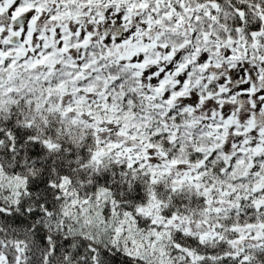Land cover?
I'll list each match as a JSON object with an SVG mask.
<instances>
[{
    "label": "trees",
    "instance_id": "16d2710c",
    "mask_svg": "<svg viewBox=\"0 0 264 264\" xmlns=\"http://www.w3.org/2000/svg\"><path fill=\"white\" fill-rule=\"evenodd\" d=\"M60 2L70 13L80 12L73 0H36L33 6L59 16ZM164 2L160 13L165 27H174L166 15L170 7L186 26L180 34L165 30L162 35L173 47L169 57L184 51L178 76L188 81L179 90L183 94L167 107L162 97L152 98L143 82L127 77L134 74L127 66L125 74L108 71L104 94L116 100L113 112L102 105L103 98L88 100L81 82L66 105L72 110L76 106L72 116L60 106L59 94L69 84L65 72L31 66L24 72L20 68L27 65L16 59L0 63V256L5 264H264V167L256 171L257 161L253 165L247 159L249 152L226 155L222 146L227 127L208 134L183 106L192 96L214 102L231 95L223 103L231 102L235 95L216 72L232 66L234 75L235 62L264 65V0ZM72 44L68 47L75 51ZM182 45L187 48H176ZM82 46V60L73 62L69 77L88 62L90 75L97 76L105 61L101 58L98 64L95 57L99 48L104 50L99 42ZM121 67L109 63L103 68ZM166 87L172 91L171 83ZM86 104L94 105L90 114L99 112L101 121L126 137L121 151L153 148L194 173H154L147 153L140 158L111 153L95 160L102 139H112L104 135L96 140V134L87 133L79 119ZM11 178L21 180L22 187L6 185ZM103 196L109 207L100 200ZM82 208L90 213L99 209L103 215L85 223L79 217ZM171 218L184 225L210 226L213 236L203 240L199 228L192 232L158 223ZM118 227L148 245L129 256L123 249L129 237L115 239ZM246 231L245 242L241 234Z\"/></svg>",
    "mask_w": 264,
    "mask_h": 264
},
{
    "label": "rangeland",
    "instance_id": "374dc122",
    "mask_svg": "<svg viewBox=\"0 0 264 264\" xmlns=\"http://www.w3.org/2000/svg\"><path fill=\"white\" fill-rule=\"evenodd\" d=\"M73 1L81 7L80 12L70 13V8L60 2L59 5L56 4L59 16L51 17L48 15V8L43 7L44 14L33 6L36 0H0V60L4 59L5 47L7 44L10 45V40L14 37L19 38L18 34H20L21 39L19 38V40L25 46V50L14 48L15 51L13 52L14 57L27 65L21 66L20 70L27 72L26 69L31 66L35 68L42 67L48 71L58 72L60 70L65 72L69 84L66 87L67 89L62 90L59 94L63 99L60 106L72 116L76 115L75 109L72 110L66 105L73 98L74 92H77V86L83 81L86 88L93 91L92 101L95 102L96 98H103L102 105L110 112H113L112 107L117 104L114 98L106 96L101 91L105 83L95 82L97 76L92 77L90 75L93 67L91 64L90 68L86 67L89 62L87 65H80L75 76L69 77L72 68H75L72 67L73 62L78 63L82 60L80 57L81 49L84 47L82 46L83 43L89 45L95 41L99 42L100 47H104L103 51L98 47L99 54L95 56L98 64L101 58L105 60L101 63L99 70H113L115 72L122 70L125 74L124 69L130 66L134 70L132 72L134 74L130 75L128 73L127 77L133 78L137 83L143 82V88L150 90L149 93L152 98L157 96L166 100L165 107L172 100L177 99L176 97L183 94L179 90L188 86V81L178 75L184 67L180 63L184 51L179 52L176 57H169L172 54L171 48H173L171 47L170 38L167 37L164 40V36L160 37V35L165 34V30L168 32L174 30L177 34L186 30L184 21L180 16L178 14L173 15V8L170 7L166 15L170 16L174 27L166 28L162 13H160L161 0H86L84 4L79 3L77 0ZM166 1L170 2L171 0H165V2L163 0L165 5H167ZM18 17L23 19L22 22L16 21ZM32 28L35 30H32ZM66 31L73 32V34H71L70 40L63 42L62 38ZM40 36L46 38V41L48 40L47 43L42 44L41 48H39V41L37 40ZM72 41V45L76 46L75 51H69ZM67 43L69 47H67ZM47 44L48 46H46ZM44 46H46L45 48L55 49L60 55L56 59L46 56L43 54ZM129 48L131 52H128ZM176 48H187V46L182 45ZM109 63H121L122 67L104 69L103 67ZM68 66L71 67L68 68ZM233 66L238 67L235 69L236 73L234 75H231L234 72V69H231L232 66H226L222 70H218L216 76L220 77L221 80L222 77L225 79L222 80L221 84L228 81L226 86L231 88L230 93L235 95L234 103V99L231 102H225L226 104L223 103L225 100H231V95H228L225 100L216 99L214 102L210 99L205 101L192 96L191 99L193 100L191 102L184 101L183 106L193 113V120L199 123L205 129L204 132L208 134L214 133L218 127L225 125L227 133L222 146L224 153L230 156L235 152L242 155L249 152L247 159L253 165L254 161H257L256 171H259L264 167V158L262 157L264 156V65L261 62H244L241 66L238 62H235ZM105 77L107 76L102 78ZM169 77L172 78V81ZM169 83L172 85V91L168 89L166 91V84ZM71 88L74 90L73 93H71ZM63 95H66L67 98L65 99ZM193 101L196 103H193ZM79 116L87 133L96 134V140L101 139L104 135L112 139L111 143L102 139L101 145L109 146L107 149L109 151L104 152L102 149H95L93 153L95 160L101 159L104 154L111 153L121 155L119 158L124 157L126 154L140 158L144 153H147V160L152 164L155 170L154 173H165L169 177L183 175L187 173L186 171L194 173L186 165L169 162L153 148L141 147L144 148V152L116 149V147L121 148L120 142L126 139L122 132H118V129H113L103 121L95 120L94 116L90 114V110L86 109L83 114L79 113ZM90 120H94L97 125H100V131L98 129L97 132L90 130L87 126ZM256 171L253 170V173L256 174ZM1 180H4V178L0 177ZM4 182L9 187L14 184L16 190L23 185L19 179L5 180ZM100 200L108 203L109 207V200L106 196H103ZM75 201L78 202L76 199ZM99 215H103L99 209H94L90 213L86 208H82L79 217L83 218L85 223H88L99 220ZM122 220L125 221L126 219ZM158 223L173 229L182 228V230L192 232L199 228L198 232L203 240L213 236V232L212 234L210 232L212 228L207 225H205L207 229L203 226L195 227L192 223L184 225L183 222L175 218L161 222L158 220ZM130 228L128 225L127 229L129 231L127 232H131ZM249 232L246 231L241 234L243 241L248 240ZM114 236L119 242L125 241L126 236L129 237V242L123 244V249L129 256L139 254L142 247L148 245L147 241H135L129 235L121 232L119 227L114 231ZM115 246L118 247L119 244L116 242ZM0 264H5L4 258L1 256Z\"/></svg>",
    "mask_w": 264,
    "mask_h": 264
},
{
    "label": "water",
    "instance_id": "95a60500",
    "mask_svg": "<svg viewBox=\"0 0 264 264\" xmlns=\"http://www.w3.org/2000/svg\"><path fill=\"white\" fill-rule=\"evenodd\" d=\"M12 42H13V44H14V45H17V44H18L16 41H15V42H14V41H12ZM18 45H19V44H18Z\"/></svg>",
    "mask_w": 264,
    "mask_h": 264
}]
</instances>
